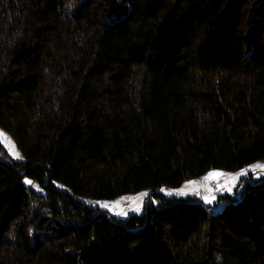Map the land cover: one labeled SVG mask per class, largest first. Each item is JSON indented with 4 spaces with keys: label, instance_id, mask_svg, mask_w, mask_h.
Instances as JSON below:
<instances>
[{
    "label": "trees",
    "instance_id": "16d2710c",
    "mask_svg": "<svg viewBox=\"0 0 264 264\" xmlns=\"http://www.w3.org/2000/svg\"><path fill=\"white\" fill-rule=\"evenodd\" d=\"M263 27L264 0H0V264H264V175L162 193L264 163Z\"/></svg>",
    "mask_w": 264,
    "mask_h": 264
},
{
    "label": "rangeland",
    "instance_id": "374dc122",
    "mask_svg": "<svg viewBox=\"0 0 264 264\" xmlns=\"http://www.w3.org/2000/svg\"><path fill=\"white\" fill-rule=\"evenodd\" d=\"M249 50L250 43H246L244 46V55L242 60L244 64L250 62ZM0 140L5 146L11 159L22 160L24 158L22 152L17 148L12 137L1 129ZM257 166H264V163L257 164L249 169H244L238 174L234 175H231L230 173L223 170H212L201 178L186 180L179 188L171 190L163 189L162 193L168 196H196L198 198H201L207 205H214L219 195L232 193L237 187L241 189V187L248 181V173L253 174L255 178L263 176L264 167ZM212 173H221L222 175H220L219 177L205 179ZM234 177L236 179H233ZM150 198L151 195L149 194L138 193L127 195L114 201L92 202V205L94 207L106 209L112 215L127 218L128 216L133 214H143L145 211L146 203ZM105 204H107L108 207H104Z\"/></svg>",
    "mask_w": 264,
    "mask_h": 264
},
{
    "label": "snow or ice",
    "instance_id": "6c2138e0",
    "mask_svg": "<svg viewBox=\"0 0 264 264\" xmlns=\"http://www.w3.org/2000/svg\"><path fill=\"white\" fill-rule=\"evenodd\" d=\"M257 167H264V166H257ZM243 174V173H242ZM220 175H222L221 173H212L209 177H206L205 179H210L213 177H219ZM233 179H236L235 177ZM28 183H31V181H27ZM230 190V189H229ZM210 202V201H209ZM104 207H108L107 204L104 205Z\"/></svg>",
    "mask_w": 264,
    "mask_h": 264
}]
</instances>
